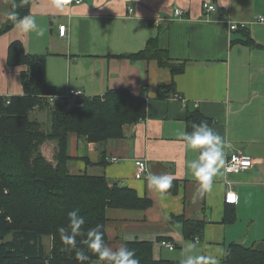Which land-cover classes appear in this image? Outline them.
<instances>
[{
  "label": "crops",
  "instance_id": "0c3cea01",
  "mask_svg": "<svg viewBox=\"0 0 264 264\" xmlns=\"http://www.w3.org/2000/svg\"><path fill=\"white\" fill-rule=\"evenodd\" d=\"M26 1L27 15L36 18L43 34L21 33L15 25L0 34V94L23 92L20 73L27 67L7 64L10 43L20 41L26 53L44 57L54 95L126 90L146 101L144 121L125 124L121 138L98 143L68 134L70 174L104 176L110 186L130 188L151 202L144 209L106 207V245L115 250L148 241L154 259L180 261L183 246L195 241L197 254L216 255L226 264L222 249L230 243L250 247L264 239V23L254 21L264 16V0H82L68 6L61 0ZM204 2L215 9L205 12ZM177 8L183 14L175 17ZM230 23L244 27L229 30ZM61 24L67 25L65 37L59 36ZM147 45L153 47L148 55L131 56ZM160 53L182 70L162 66ZM167 86L169 92L160 89ZM195 109L212 120L209 126L224 141V164L202 197H196L198 182L188 167L199 152L186 150L178 136L187 132L186 114ZM30 118L43 129L50 126L47 110H32ZM56 149V140L40 145L52 163ZM236 152L252 156L254 163L226 172V158ZM137 159L147 165L141 178L134 176ZM153 174L176 177L171 190H154L148 181ZM226 193L233 194L232 203ZM187 219L203 222L198 240L184 237ZM43 243L49 252L50 237Z\"/></svg>",
  "mask_w": 264,
  "mask_h": 264
},
{
  "label": "trees",
  "instance_id": "16d2710c",
  "mask_svg": "<svg viewBox=\"0 0 264 264\" xmlns=\"http://www.w3.org/2000/svg\"><path fill=\"white\" fill-rule=\"evenodd\" d=\"M16 3L20 5L16 8L19 15H27L28 2L16 0ZM13 25L7 19L0 26V34ZM150 49L153 47L147 45L145 51L131 56H146ZM154 51L159 53L160 50ZM158 57V62L172 72L182 70V66H173L162 53ZM7 64L25 65L27 69L20 73L21 94H0V264H80L75 258L77 250L89 256L84 264H90L99 258L81 241L86 238L88 229L101 225L107 243L106 207L144 209L151 202L130 188L110 186L104 176L70 174L67 169L68 134L75 133L98 143L121 138L125 124L144 119L146 101L126 90H109L93 97L81 94L72 103V99L49 100L54 90L46 82L45 59L42 55L26 53L20 41L10 43ZM160 89L169 92L172 88ZM35 109L48 111V129L30 118V112ZM186 121L188 133L192 132L194 123H212L198 109L187 112ZM46 140L57 142L55 163L48 161L40 150ZM75 209L85 218L84 235L77 237V249L68 251L58 229L68 228V213ZM202 230V221L187 219L182 222L186 238L200 237ZM7 235H11L10 240H5ZM43 237H50L49 252L45 250ZM125 244L135 252L140 264H179V261L154 259L151 242ZM226 249L230 253L224 256L226 264H264V239L250 247L232 242Z\"/></svg>",
  "mask_w": 264,
  "mask_h": 264
},
{
  "label": "clouds",
  "instance_id": "9594fccd",
  "mask_svg": "<svg viewBox=\"0 0 264 264\" xmlns=\"http://www.w3.org/2000/svg\"><path fill=\"white\" fill-rule=\"evenodd\" d=\"M26 0H22V3ZM227 5V4H224ZM20 6L16 0H12L11 7L13 11L7 14L8 20H11L15 27L21 33H37L42 35V30L37 24L33 15L20 16L15 9ZM99 7V6H98ZM192 132H180L179 138L184 142L185 149H192L199 152L196 159L188 162L192 175L198 182V191L196 197H202L205 193L210 192L213 187V178L219 173L224 164V141L222 137L209 126L207 121L193 124ZM176 179L171 174L150 175L148 181L154 190L166 192L173 186ZM194 197V200L195 198ZM68 228L60 227L61 240L67 245L68 251L77 249V237L84 235L82 226L85 224V218L79 214V209L72 210L68 213ZM101 225L87 230L86 238L81 243L95 253L99 260L107 264H140L135 258V252L130 250L126 244H121L119 248L113 250L105 243ZM197 242H188L183 246L182 258L179 264H220V258L212 254H197ZM223 255H229L227 249H222ZM75 258L84 264L89 260V256L83 250L75 251Z\"/></svg>",
  "mask_w": 264,
  "mask_h": 264
},
{
  "label": "built area",
  "instance_id": "2783aa9c",
  "mask_svg": "<svg viewBox=\"0 0 264 264\" xmlns=\"http://www.w3.org/2000/svg\"><path fill=\"white\" fill-rule=\"evenodd\" d=\"M82 2V0H61V4L68 6L72 3H80ZM203 9L205 12H211L215 9V6L210 3V2H204L202 4ZM183 14V11L181 9H174L173 11V16L177 17V16H181ZM254 21L255 22H260V23H264V16L262 15H256L254 17ZM239 26L244 27L243 24H236V23H230L228 28L229 30H235L237 29ZM67 34V25L66 24H61L59 25V36L61 37H65ZM81 95V91L79 90H74V89H70L68 90L66 93L64 94H59L56 96H50L49 100H53L55 98H59L61 101L62 100H68V99H76ZM140 121H144L143 119H139ZM254 163V159L252 156L248 155V154H244L242 152H236L233 153L229 156H227L226 161H225V170L226 172L229 173H238L240 171L243 170H247L248 168H250ZM135 178H141L146 172H147V165L146 162L144 160L141 159H137L135 160ZM225 200L229 203H232L234 201V196L232 193H226L225 195ZM196 240H198V237H195ZM163 246L169 248V249H173L174 248V243L169 242V241H165L162 240L160 242Z\"/></svg>",
  "mask_w": 264,
  "mask_h": 264
},
{
  "label": "rangeland",
  "instance_id": "374dc122",
  "mask_svg": "<svg viewBox=\"0 0 264 264\" xmlns=\"http://www.w3.org/2000/svg\"><path fill=\"white\" fill-rule=\"evenodd\" d=\"M12 0H0V26L7 21V14L10 11H13L11 7ZM17 12V10L15 9ZM51 96H56V95H51ZM45 111V110H43ZM48 118H49V113H48ZM50 124V122H49ZM10 237V236H9ZM8 237V238H9Z\"/></svg>",
  "mask_w": 264,
  "mask_h": 264
}]
</instances>
